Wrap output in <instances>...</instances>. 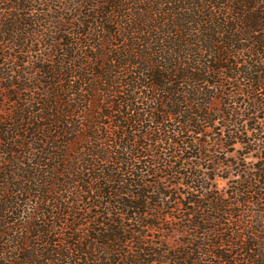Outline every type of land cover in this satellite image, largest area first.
Segmentation results:
<instances>
[{
	"label": "trees",
	"instance_id": "obj_1",
	"mask_svg": "<svg viewBox=\"0 0 264 264\" xmlns=\"http://www.w3.org/2000/svg\"><path fill=\"white\" fill-rule=\"evenodd\" d=\"M45 2L0 0V264H264V0Z\"/></svg>",
	"mask_w": 264,
	"mask_h": 264
},
{
	"label": "rangeland",
	"instance_id": "obj_2",
	"mask_svg": "<svg viewBox=\"0 0 264 264\" xmlns=\"http://www.w3.org/2000/svg\"><path fill=\"white\" fill-rule=\"evenodd\" d=\"M71 1L72 0H46V2H45V0H44L45 3L48 2L47 4L50 5V7L53 9L54 13H56L55 8H57L58 6L59 7L61 6L63 8V6L60 4V2L65 6V4H69V3H71ZM2 7L4 8V11H5L6 8L9 7V3L5 2V4H3ZM43 7L46 8V6H43ZM58 10H59V8H58ZM60 11H64L65 12V10H62V9H60ZM235 148H236L235 150H238L237 151L238 152L237 155L239 153L241 154V153H245L247 151L244 147H241L240 145H236ZM227 149L230 150V148H227ZM234 152L235 151H233V152L230 151L228 153L233 155ZM219 156L222 157L224 155L221 152L219 154ZM248 160L254 162L255 158L249 156ZM218 184H219L220 187H225L226 182L223 179H218ZM183 237H184V235L180 231L173 230L171 233H168L165 237L163 236V239L166 241V243L168 244L169 247H176V246L181 244V241H182Z\"/></svg>",
	"mask_w": 264,
	"mask_h": 264
}]
</instances>
